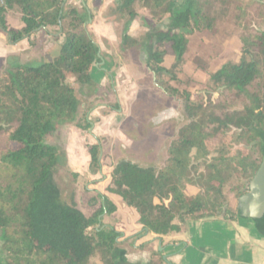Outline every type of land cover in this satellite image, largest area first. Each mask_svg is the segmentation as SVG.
Here are the masks:
<instances>
[{
  "label": "trees",
  "instance_id": "obj_1",
  "mask_svg": "<svg viewBox=\"0 0 264 264\" xmlns=\"http://www.w3.org/2000/svg\"><path fill=\"white\" fill-rule=\"evenodd\" d=\"M137 4L159 21L142 39L128 32ZM210 5V0H121L115 7L126 19L122 47L146 42L149 69L166 91L183 98L189 122L171 142L163 167L121 159L105 171V194L90 198L93 207L99 199V206L87 215L63 199L55 174L66 153L50 137L67 124L91 127L79 111L100 88L92 71L102 55L86 26L89 10L65 6L64 0H0V28L13 42H31L42 26L64 35L51 59L14 63L0 72V139L7 142L0 143V264H90L97 255L103 264H134L122 257V230L100 225L102 215L117 213L111 195L159 236L179 231L189 218L239 219L240 208H229L226 189L238 197L247 193L264 155V1L255 15L241 9L242 59L213 73L209 90L181 93L164 80L183 63L193 26L212 27ZM13 10L19 26L9 19ZM254 19L262 21L261 29L252 26ZM166 42L175 55L171 68L163 65ZM100 153L99 144L91 147L92 174L104 165ZM148 264H164L162 252L154 251Z\"/></svg>",
  "mask_w": 264,
  "mask_h": 264
},
{
  "label": "rangeland",
  "instance_id": "obj_2",
  "mask_svg": "<svg viewBox=\"0 0 264 264\" xmlns=\"http://www.w3.org/2000/svg\"><path fill=\"white\" fill-rule=\"evenodd\" d=\"M78 1V6H83ZM211 5L207 7V13L212 20V27H207L204 23L199 26H193V32L189 35L188 49L184 55V61L180 64L173 74L164 76L166 85L176 87L181 93L190 91L192 93L209 90L211 76L218 71L223 65L229 62L238 63L243 56V27L239 24L241 9H245L250 14H256L259 4L264 0H210ZM88 3L87 0H85ZM96 7V14L92 18L99 16L101 22L105 23L107 30L106 36L109 38H98L90 26L93 20L88 23V28L96 37V41L105 48V53L111 56L112 60L117 62L116 80L118 85L113 90L109 84L102 90L99 88L98 95L89 101V107L80 110H89L91 107L100 103H106L111 113L115 115L109 124L111 135L100 136V159L104 160V170L108 173L112 170L113 164L121 159H130L141 165H155L163 167L168 159V148L171 142L178 137L180 129L189 122L187 118L183 98L170 94L157 81V77L147 65L148 51L146 42L143 41L138 46L124 49L122 47L123 35L125 33V18H120L116 13V6L121 0H109L102 15L99 11L104 7L103 0H93ZM64 5H74L70 0H64ZM136 9L138 16L129 27V34L136 39L149 32L154 26L158 25L157 21L150 13L149 9L137 4ZM9 19L13 25L20 24V15L13 10L9 13ZM252 26L255 29L262 28V21L254 19ZM110 26V29H108ZM0 31L3 30L0 28ZM52 33V34H51ZM30 48L32 51L23 54V58L28 60L36 58L33 64L41 63L40 60L51 59L58 50L59 45L64 40V35L60 32L44 31L39 29L32 35ZM164 48L167 55L163 65L171 68L175 62V55L171 44L166 42ZM110 52V53H109ZM53 54V55H52ZM103 56V54H101ZM6 67L0 65V72ZM176 79H172V76ZM117 94L122 96L117 97ZM174 110L177 115L170 119L162 120L159 123L154 122V118L159 113L167 110ZM103 110V114L107 111ZM135 124V128L133 125ZM72 127L71 124L64 125L60 131L50 137V142L59 143L64 147L66 153V162L56 171L55 181L62 190L63 199L69 203L75 202L77 206L87 215L99 206L93 207L89 200L96 196L97 193L105 194V188L108 185L107 179L104 178L102 171L94 175L93 182L89 171L85 170L88 166L91 154L90 150L96 144L95 137L88 136L83 150L81 149V139L75 133H66V128ZM68 132V131H67ZM74 139V140H73ZM72 140L79 144L78 159L68 164V151L66 143ZM1 145H7L5 138L0 139ZM89 169V168H87ZM103 170V171H104ZM79 171L80 173H74ZM76 175V176H75ZM90 188L91 192L87 189ZM226 194L230 200L229 208L236 211L238 199L236 192L230 188L226 189ZM118 202V209L115 215L105 213L101 216V224L105 227H117L122 230L119 237L121 248L124 251L125 260H149L154 251H161L167 255L163 243L159 248V240L155 234L147 231L141 225H137L136 217L125 204ZM240 218V215H239ZM215 218H204L211 220ZM220 220V219H218ZM225 220V219H224ZM200 221L189 218L185 223L180 225V230L186 229L190 223ZM234 221V220H229ZM237 221V220H236ZM165 242V241H164ZM169 259V256H168ZM90 264H103L100 256L97 255L90 260Z\"/></svg>",
  "mask_w": 264,
  "mask_h": 264
},
{
  "label": "crops",
  "instance_id": "obj_3",
  "mask_svg": "<svg viewBox=\"0 0 264 264\" xmlns=\"http://www.w3.org/2000/svg\"><path fill=\"white\" fill-rule=\"evenodd\" d=\"M70 1L74 5H78L77 0ZM87 1L88 3L85 0H81L80 3L90 10L91 15H95L96 7L93 0ZM103 2L104 7L99 11L100 16L107 4H109V0H103ZM92 19L93 24L90 28L98 38H109L105 33L107 27L105 23L103 24V21L101 22L99 16ZM108 29H110V26H108ZM47 30L46 28V32H48ZM98 45L103 56L102 61L97 63L92 71L93 79L101 90L109 84L115 90L118 85L115 71L117 62L105 53L106 49L101 48L99 42ZM29 51H34L30 48L29 38L13 42L6 31H0V65L8 67L14 63L37 61L36 58L25 60L22 57L24 53ZM98 92L99 89L96 91L97 95ZM121 95L123 96V94ZM122 96L117 94V97H120V99H122ZM106 108L110 107L106 103H100L91 107L87 112L85 110L79 111V116L86 114L85 117L91 124L88 130L84 131L80 129L76 123H72V127L66 128V133H75L81 139L80 145L82 150L88 141L89 135L95 137L96 144H100L102 141L100 136L112 134L109 124L115 115L111 113L110 109L106 110ZM103 110L107 111L106 115L103 114ZM66 144L68 164L71 165L73 160L75 162L79 158V144L75 143V141L72 142V140ZM90 163L91 157L85 169L89 171V175L92 177L91 183L95 181L94 175L96 174L91 173ZM104 168L103 166L102 170H100L104 178L109 182V177L105 173ZM74 173L80 172L75 171ZM87 190L91 192L90 188ZM110 198L116 205H118V200L121 201L114 195H111ZM128 209L130 210V208ZM136 224L138 225V223ZM155 237L160 241L159 248H161L163 243L165 244L164 249L168 252L171 264H264V234L255 229L251 221L242 218H239L237 221L223 219L200 220L190 223L186 229L183 228L180 232H173L165 236L155 235Z\"/></svg>",
  "mask_w": 264,
  "mask_h": 264
},
{
  "label": "water",
  "instance_id": "obj_4",
  "mask_svg": "<svg viewBox=\"0 0 264 264\" xmlns=\"http://www.w3.org/2000/svg\"><path fill=\"white\" fill-rule=\"evenodd\" d=\"M89 15L90 18L86 26L93 20L90 10ZM40 29H46V27L42 26ZM99 55L101 56V49ZM262 138L264 142V134ZM238 206L241 211L240 218L251 221L253 227L264 234V155L258 170L249 183L247 193L239 197ZM146 230L149 231L148 228Z\"/></svg>",
  "mask_w": 264,
  "mask_h": 264
},
{
  "label": "clouds",
  "instance_id": "obj_5",
  "mask_svg": "<svg viewBox=\"0 0 264 264\" xmlns=\"http://www.w3.org/2000/svg\"><path fill=\"white\" fill-rule=\"evenodd\" d=\"M176 115L177 113L174 110L169 109L165 112L159 113L158 116L154 118V122L159 123L162 120L170 119Z\"/></svg>",
  "mask_w": 264,
  "mask_h": 264
},
{
  "label": "flooded vegetation",
  "instance_id": "obj_6",
  "mask_svg": "<svg viewBox=\"0 0 264 264\" xmlns=\"http://www.w3.org/2000/svg\"><path fill=\"white\" fill-rule=\"evenodd\" d=\"M160 252H161V251H160ZM122 257H123V255H122ZM162 257H163V260H164V264H171V260H170V258L168 259V254L165 255V254L162 253ZM150 260H151V259H149V260L142 259L140 262H138V260H130V262H132V263H134V264H139V263H141V262H142L143 264H148ZM127 261H128V260H127Z\"/></svg>",
  "mask_w": 264,
  "mask_h": 264
}]
</instances>
